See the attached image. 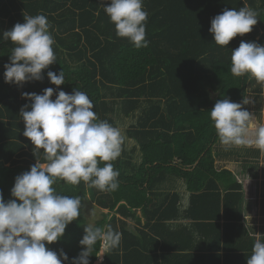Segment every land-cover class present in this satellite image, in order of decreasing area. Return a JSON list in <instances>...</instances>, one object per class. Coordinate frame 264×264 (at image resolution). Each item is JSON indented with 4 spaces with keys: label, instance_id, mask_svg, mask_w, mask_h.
I'll return each instance as SVG.
<instances>
[{
    "label": "trees",
    "instance_id": "16d2710c",
    "mask_svg": "<svg viewBox=\"0 0 264 264\" xmlns=\"http://www.w3.org/2000/svg\"><path fill=\"white\" fill-rule=\"evenodd\" d=\"M106 6L101 0H0V193L5 201L13 199L15 177L36 162L46 163L23 136L20 111L31 101L21 94L56 88L47 72L63 71L65 83L57 91L86 92L99 121L116 126L118 114L135 117V122L125 130L120 157L111 162L120 173L117 190L101 191L83 181L72 185L57 180L53 185L60 195L81 198V214L59 241L46 247L65 252L69 261L63 264L79 254V241L89 226L82 214L87 198L99 211L92 225H110L122 237L102 264H247L255 243L248 230L256 225H246L241 184L216 162L221 150L214 148L222 143L208 112L218 100L240 103L264 92L263 83L247 75L236 77L230 70L231 51L241 41L264 46V0H143L148 46L139 49L116 35L102 9ZM245 6L259 14L252 31L227 46L217 45L209 33L212 18ZM38 14L50 24L56 62L42 70L41 81L7 84L4 65L14 45L3 33L23 23L24 16ZM244 108L260 111L253 103ZM127 140L135 143L129 153ZM225 153L246 161V153L259 155V150L233 145ZM173 180L182 181L189 193L188 207L181 212L180 195L168 190ZM260 198L264 241V193ZM180 218L191 220L198 239L188 226L172 223ZM128 220L138 225L136 235L126 229ZM89 260L94 264L97 259Z\"/></svg>",
    "mask_w": 264,
    "mask_h": 264
},
{
    "label": "clouds",
    "instance_id": "9594fccd",
    "mask_svg": "<svg viewBox=\"0 0 264 264\" xmlns=\"http://www.w3.org/2000/svg\"><path fill=\"white\" fill-rule=\"evenodd\" d=\"M105 14L114 25L116 35L126 38L139 48H146L148 13L143 0H101ZM259 14L250 7L225 9L210 22L209 33L219 46H227L236 36L252 31ZM3 33L12 42L9 63L4 65V82L23 85L41 81L42 70L56 62L55 43L48 19L43 14L26 15ZM231 73L249 76L264 83V46L241 41L231 51ZM47 78L56 88L42 94H21L25 104L20 116L25 123L23 136L40 151L46 163H35L30 170L15 177L11 188L13 199L5 201L0 193V264H63L68 255L46 247L59 241L69 223L81 214V198L57 193V180L79 185L82 181L101 191L119 188L118 170L112 161L122 153L125 136L122 130L106 121H99L94 104L86 92L58 90L65 83L63 71H48ZM55 93V99H51ZM251 97L240 103L228 98L218 100L208 112L216 134L225 146L255 143L264 148V124L255 129L254 141L247 138L253 114L244 108ZM30 107V110H26ZM103 163V166H99ZM257 235L247 264H264V241ZM121 233L110 225H89L79 241L82 250L69 264H90L95 256L98 264L121 243ZM99 244L98 250L96 246ZM93 251L96 252L92 255Z\"/></svg>",
    "mask_w": 264,
    "mask_h": 264
},
{
    "label": "crops",
    "instance_id": "0c3cea01",
    "mask_svg": "<svg viewBox=\"0 0 264 264\" xmlns=\"http://www.w3.org/2000/svg\"><path fill=\"white\" fill-rule=\"evenodd\" d=\"M258 119H261V116L258 117ZM249 129L250 128H248V131H250ZM247 138L249 140H254V137H253V139H251V137H249L248 134H247ZM221 146H223V147H221ZM227 148L229 149V146L227 147L223 144H221L217 148V152H218V150H221V153L218 155L219 157L215 156L216 162L220 166L231 171L235 177V180H237L241 184L242 190H243V197H244L243 207L245 208V211H244V217L245 218L244 219H245L247 226L253 225V224L256 225L255 230L254 229L248 230L250 235L252 237H254V239L256 240L257 235H260V228L259 227L262 223V219L260 218V209H259V200L260 199H258V202H257V200H255L253 197H261V195L264 193V191H262L263 187H264V181L261 183V185H262V187H261V185L257 186L258 181L256 179L257 174L259 173L258 172L259 170H261L260 173H263V176H264V148L257 147L254 142L251 143V145L247 144V147H240L239 146L240 149H250V150L258 149L259 150V155H256L254 153H246V155H244L247 158L246 161L245 160H239L238 157H236V159H235L234 156H231V158H233V159L229 158L228 155L225 153ZM255 156L258 157L257 162L253 161V159L256 158ZM259 176L261 177L260 174H259ZM185 190H186V187H185ZM258 190H260V196L257 193ZM172 191H175V190H172ZM175 192H177V191H175ZM186 193L188 194V196H187V202H185V203H182V199L184 198V195H181L178 193L180 195V199H181L180 203H179L180 204L179 205L180 212L188 207L189 193L187 192V190H186ZM248 210L251 212V214L248 212ZM255 211H257L258 216H256L257 214L255 213ZM136 214L139 217H141V212L139 210L136 211ZM258 219L260 220V223L257 225ZM253 220H255L254 223H253ZM141 222H142V224L144 223V219L142 217H141ZM172 223H175V224L181 223L184 226H188L190 231L192 230V229H190L191 228V226H190L191 220H189V219L180 218L178 220L172 221ZM136 227H138V225L134 221H131V220L127 221V228L126 229L129 232H133L134 235L137 234L136 230H135ZM192 231H193L192 235L196 239H198V235H197L196 231H194V230H192ZM186 236H187V234H186ZM259 238H261V237H259Z\"/></svg>",
    "mask_w": 264,
    "mask_h": 264
},
{
    "label": "rangeland",
    "instance_id": "374dc122",
    "mask_svg": "<svg viewBox=\"0 0 264 264\" xmlns=\"http://www.w3.org/2000/svg\"><path fill=\"white\" fill-rule=\"evenodd\" d=\"M264 84V83H263ZM248 91H249V86H248ZM251 103L249 105H251L252 103L255 105H258L260 107V111L259 114L258 112L255 110L251 111L250 113L253 114V120L251 121L250 125H249V130L248 131V136L251 137V139H253V137H255V129L257 127H259L260 125L264 124V92L261 93V96L257 99V98H251ZM255 108V107H254ZM119 112V111H116ZM140 112V111H139ZM255 112L257 113V115H259V117L261 116V119H258V116L255 114ZM138 114V112L135 113V115ZM117 117L119 116L118 114H116ZM256 115V116H255ZM115 117V123H116V127L120 128L122 130V133L125 134V130L135 122V117H131V118H122L120 117ZM257 117V118H256ZM125 136V135H124ZM254 141V140H253ZM127 146H126V152L129 153L130 149L132 148V146L135 144L134 142H132L131 140H127L126 141ZM251 145V144H250ZM223 147V146H221ZM240 147H247L246 145H241ZM218 147H215L214 150H217ZM136 154H132V161L134 162L136 160ZM259 173L257 174V186L261 185V183L264 181V176L263 173H260L261 170L258 171ZM259 174L261 175V177L259 176ZM168 190L172 191L175 190L177 191L179 194L184 195V198L182 199V203L187 202V196L188 194L186 193L185 190V185L182 181L179 180H173L171 183H169L168 185ZM173 186V187H172ZM255 186V185H254ZM262 187V185H261ZM258 189V188H257ZM262 192V191H261ZM258 195L260 196V190L257 191ZM262 196V195H261ZM255 200L261 199L260 197H253ZM256 202V203H257ZM85 214H84V208L82 207V214L85 216L86 218V223L87 225H92L93 222L99 217V211L97 210L98 208L96 206H94V204L86 198V202H85ZM102 212H106L105 210H102ZM248 212L251 214V212L248 210ZM255 213L257 214V211H255ZM258 216V214L256 215ZM260 223V220L258 219V223L257 225ZM94 264H98L97 260L94 262Z\"/></svg>",
    "mask_w": 264,
    "mask_h": 264
}]
</instances>
